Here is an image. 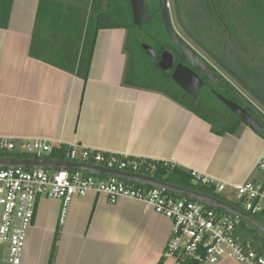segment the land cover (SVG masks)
<instances>
[{
	"label": "crops",
	"instance_id": "1",
	"mask_svg": "<svg viewBox=\"0 0 264 264\" xmlns=\"http://www.w3.org/2000/svg\"><path fill=\"white\" fill-rule=\"evenodd\" d=\"M38 3L13 0L8 25L0 27V138L171 162L224 183L230 200L233 185L251 178L264 185L256 168L264 145L246 150L241 139L253 138L247 125L217 135L167 96L122 84L125 29L98 31L86 81L31 57ZM171 232L169 219L132 199L109 203L88 192L64 208L40 197L20 264H172L164 256ZM217 264L239 263L223 257Z\"/></svg>",
	"mask_w": 264,
	"mask_h": 264
},
{
	"label": "built area",
	"instance_id": "2",
	"mask_svg": "<svg viewBox=\"0 0 264 264\" xmlns=\"http://www.w3.org/2000/svg\"><path fill=\"white\" fill-rule=\"evenodd\" d=\"M54 146L41 139H29L17 145L12 139L0 138V151L29 155L30 159H49ZM65 158L75 163H87L104 168L153 176L157 163L173 167L167 161L133 157L77 145H65ZM21 153V154H22ZM264 172V152L256 163ZM197 183L214 186L222 192L226 185L196 171H190ZM241 210L252 215L264 214V185L251 180L232 186ZM88 192L104 194L109 203L120 198L132 199L150 207L172 222V232L164 256L172 264H217L230 257L239 264H264V251L250 240H240L239 219L218 212L201 202L171 196L164 190L130 183L113 175H94L66 168H0V245L7 247L6 261L20 264L29 228L33 225L37 201L49 197L62 202L63 207Z\"/></svg>",
	"mask_w": 264,
	"mask_h": 264
},
{
	"label": "trees",
	"instance_id": "3",
	"mask_svg": "<svg viewBox=\"0 0 264 264\" xmlns=\"http://www.w3.org/2000/svg\"><path fill=\"white\" fill-rule=\"evenodd\" d=\"M13 0H0V27L8 25ZM150 20L156 21L159 8L156 0H146ZM144 24L135 26L132 21L128 0H39L35 27L31 38L29 55L86 81L93 55L95 40L100 29L123 28L125 39L123 52L126 55L122 84L161 93L210 125L217 135L234 133L242 124L240 119L223 108L216 97L200 93L190 98L171 78L170 71L162 70L157 64L159 55L169 50L180 55L177 49H153L155 57L149 58L141 46L145 42L141 33ZM143 32V31H142ZM217 101V102H216ZM66 146H54L48 158L64 161ZM0 157L30 158L29 155L0 151ZM153 176L159 180L219 198L239 209L238 202H232L217 192L214 186L197 183L190 171L174 165L157 163ZM169 195L175 196L168 192ZM209 208H213L208 206ZM218 212H223L216 209ZM264 228V214L252 215ZM239 224L246 227L258 248L264 251V234L245 220Z\"/></svg>",
	"mask_w": 264,
	"mask_h": 264
},
{
	"label": "flooded vegetation",
	"instance_id": "4",
	"mask_svg": "<svg viewBox=\"0 0 264 264\" xmlns=\"http://www.w3.org/2000/svg\"><path fill=\"white\" fill-rule=\"evenodd\" d=\"M167 3L175 33L225 83H212L182 54L168 50L175 57L173 68L177 63L187 66L202 81L198 95L206 93L216 97L219 105L231 112L218 97L221 95L241 106L264 128V0H171ZM156 7L159 8L157 0ZM147 8L149 16L142 23L141 31L145 42L141 46L145 43L151 49H178L165 33L160 8L156 21L152 22L148 5ZM230 49H239L249 63Z\"/></svg>",
	"mask_w": 264,
	"mask_h": 264
},
{
	"label": "water",
	"instance_id": "5",
	"mask_svg": "<svg viewBox=\"0 0 264 264\" xmlns=\"http://www.w3.org/2000/svg\"><path fill=\"white\" fill-rule=\"evenodd\" d=\"M132 21L134 25L139 26L148 19V8L146 0H128ZM160 8V17L165 30V33L169 40L176 46L178 52L182 54L186 61L190 63L194 68L204 74V76L214 84H221V77L214 74L208 65L204 64L200 57L191 49H189L184 41L175 33L168 10L167 0H157ZM142 48L146 52L149 58L155 57V52L145 43H142ZM235 56L249 63L246 57L239 49H230ZM175 63L174 55L168 50L163 51L159 57L157 64L164 71H171L172 80L192 99H195L200 91L202 81L199 76L190 68L181 63ZM220 80V81H219ZM225 83V82H222ZM232 90V87L226 85ZM222 102L236 115L241 123L247 125L253 132H258L261 129V124L258 120L250 116L241 106L228 100L221 95L218 96ZM3 167H24V168H45V169H59L66 168L69 170H79L94 175H113L119 179L126 180L130 183H136L140 185H148L150 187L159 188L165 192H171L177 197H184L190 200L201 202L205 205L211 206L216 209H220L225 213L237 217L239 220H245L249 225L256 227L264 234V228L253 219V217L227 202L220 200L219 198L211 195L204 194L202 192L188 189L185 187L177 186L167 183L163 180H159L151 175H143L132 172L120 171L117 169L104 168L97 165H91L87 163H75L68 160L59 161L54 159H30V158H16V157H0V168Z\"/></svg>",
	"mask_w": 264,
	"mask_h": 264
},
{
	"label": "rangeland",
	"instance_id": "6",
	"mask_svg": "<svg viewBox=\"0 0 264 264\" xmlns=\"http://www.w3.org/2000/svg\"><path fill=\"white\" fill-rule=\"evenodd\" d=\"M168 2H171V0H167ZM170 5V3H169ZM170 10H171V15L173 16V7L170 6ZM161 37V34H160ZM162 38V37H161ZM252 139L249 138H243L241 139L242 141V145L245 146L246 150L249 151H254L257 147L264 145V128H261L258 132H252ZM240 135H238L239 137ZM22 153V151L20 152V154ZM24 154V153H22ZM258 175V178L262 180L263 178V173H260L258 170L255 171L253 176ZM253 178H251L252 180ZM222 195L225 196V192H221ZM235 198V197H234ZM232 202H237L235 199H231ZM260 203L264 205V199H260ZM237 234L240 238V240H250L252 241L256 246L260 243V241H255L254 238H252V235L250 234V232H248L247 230L244 229V227L241 225L239 226L238 230H237ZM6 257H7V247L5 245H0V264H9L6 261Z\"/></svg>",
	"mask_w": 264,
	"mask_h": 264
}]
</instances>
